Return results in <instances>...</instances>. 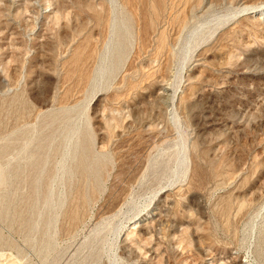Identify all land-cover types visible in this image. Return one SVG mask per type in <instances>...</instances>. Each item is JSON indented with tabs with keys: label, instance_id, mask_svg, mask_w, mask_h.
I'll return each instance as SVG.
<instances>
[{
	"label": "rangeland",
	"instance_id": "rangeland-1",
	"mask_svg": "<svg viewBox=\"0 0 264 264\" xmlns=\"http://www.w3.org/2000/svg\"><path fill=\"white\" fill-rule=\"evenodd\" d=\"M263 2L0 0V264H264Z\"/></svg>",
	"mask_w": 264,
	"mask_h": 264
},
{
	"label": "bare ground",
	"instance_id": "bare-ground-1",
	"mask_svg": "<svg viewBox=\"0 0 264 264\" xmlns=\"http://www.w3.org/2000/svg\"><path fill=\"white\" fill-rule=\"evenodd\" d=\"M252 11H254V13H256L257 15H262L264 17V2L258 6L253 7ZM121 21H122L121 26L122 27L124 26V28H126V26L123 23V17H121ZM116 28H117L116 20H115V17H113L112 22H111V33L109 34L110 37L108 41L106 42L104 53L101 59V64L96 71L95 77L93 78V80L95 79V81L101 78L103 74L105 73L107 69V61L110 58V56L114 54L115 58L117 59L119 58L118 53H120V50H121L120 47L122 46V42L124 39H123V34L120 33L119 30L116 31ZM205 29L206 27L203 24H196L190 27L186 35L187 42L184 45V47H182L185 52L189 50L192 43L196 42L197 44H199L205 40L206 33H207L206 32L207 29L206 30ZM163 91L166 92L167 89L163 88ZM85 133L87 134V130L85 131ZM88 138H89L88 140L89 143L87 144V146H84L81 140V133L80 131H78V128H75L74 130H72L67 135V137L64 139L62 157H61L58 167L56 168L59 169L60 171L66 170L69 175H73L74 170L71 171L69 168H67L66 164L69 160H75L76 161V171H81L85 173L86 175L90 176L93 181L96 182L98 181L99 173L101 170V165L104 162L105 156H98L93 152L91 137L89 136ZM47 159L48 158L45 157L44 159L38 162L36 169L38 170L39 174H41ZM184 160H185V154L183 151V144L182 142H179L178 149L176 150V153H175V164L176 165H175V168L173 169V173H175V171H177L183 165ZM60 205H61V202H60ZM133 207L134 206H132V208ZM144 215H145L144 213L141 214V212H139L137 213V215L133 217V221L131 223L133 224L131 228L132 231H130L129 233H126V235L132 234L135 232V230L141 229L139 228L141 226L139 224L144 220L145 218V217L143 218ZM129 225L127 222L125 223L124 226H122V229L124 230V232H126L127 229H129Z\"/></svg>",
	"mask_w": 264,
	"mask_h": 264
}]
</instances>
